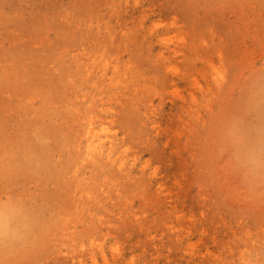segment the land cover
Returning a JSON list of instances; mask_svg holds the SVG:
<instances>
[{"label": "rangeland", "instance_id": "1", "mask_svg": "<svg viewBox=\"0 0 264 264\" xmlns=\"http://www.w3.org/2000/svg\"><path fill=\"white\" fill-rule=\"evenodd\" d=\"M0 73V264H264V0H0Z\"/></svg>", "mask_w": 264, "mask_h": 264}, {"label": "bare ground", "instance_id": "2", "mask_svg": "<svg viewBox=\"0 0 264 264\" xmlns=\"http://www.w3.org/2000/svg\"><path fill=\"white\" fill-rule=\"evenodd\" d=\"M16 58V57H15ZM1 74V73H0ZM5 74V73H4ZM0 80H1V77H0ZM2 84V83H1ZM26 84V83H25ZM25 86V85H24ZM7 91V90H6ZM3 93V92H2ZM42 98H44V97H42ZM12 99V98H11ZM9 101V100H8ZM15 103V102H14ZM52 103V102H51ZM7 104V103H6ZM264 106V105H263ZM11 110V109H10ZM24 111V110H23ZM26 112V111H25ZM36 115V114H35ZM4 119V118H3ZM59 120V119H58ZM40 127V126H39ZM264 133V132H263ZM261 137H263L264 135H260ZM260 137V138H261ZM43 138V137H42ZM43 141V140H42ZM261 141H262V139H261ZM39 143V142H38ZM21 148V147H20ZM11 149V148H10ZM36 151H37V148H32V152L30 153V154H36ZM22 152V151H21ZM19 153V152H18ZM38 153H40V152H38ZM24 154V153H23ZM26 155V154H25ZM39 155V154H38ZM38 155H36L35 157H34V155L33 156H31V160L30 161H28V164H26V165H32V164H34L35 162H37V160H34V159H37L39 156ZM108 155V154H107ZM1 156V155H0ZM20 160V159H19ZM6 161V160H5ZM25 163V162H24ZM8 164V163H7ZM15 164V163H14ZM2 167V166H1ZM19 167V166H18ZM34 167H35V165H34ZM32 168V167H31ZM39 169V168H38ZM28 172V171H27ZM5 174V173H4ZM49 175V174H48ZM4 177V176H3ZM5 178V177H4ZM4 178H2V179H4ZM1 181V180H0ZM26 206H28V205H26ZM12 209V208H11ZM5 210V209H4ZM13 210V209H12ZM11 213V212H10ZM36 213V212H35ZM14 214V213H13ZM19 214V213H18ZM43 214V213H42ZM42 214H40V215H42ZM12 217V216H11ZM45 217H47V216H45ZM15 218V217H14ZM19 218V217H18ZM37 219V218H36ZM16 220H17V218H16ZM24 220V219H23ZM35 220V219H34ZM39 221V220H38ZM9 222H10V219L9 218H6V220L4 219V228L2 229V230H0V235H2L1 233H3V231H5V227H6V225L7 224H9ZM14 222V221H13ZM18 222V221H17ZM44 222V221H43ZM31 223V222H30ZM41 223V222H40ZM28 224V223H27ZM11 226V225H10ZM13 226H14V224H13ZM38 228V227H37ZM45 228V227H44ZM43 228V229H44ZM34 229H36V228H34ZM7 230H8V227H7ZM10 230V229H9ZM8 230V231H9ZM46 230V229H45ZM16 231V230H15ZM30 231V230H29ZM43 231V230H42ZM47 232V231H46ZM10 233V232H9ZM42 233H44V232H42ZM49 233V232H48ZM15 234V233H14ZM26 234V233H25ZM30 234V233H29ZM45 234H47V233H45ZM6 235V234H5ZM10 235H11V233H10ZM17 235V234H16ZM16 235H12V237H13V242H18V238L16 237ZM19 236V235H18ZM47 237V236H46ZM8 239H10V238H8ZM31 239V238H30ZM7 241V240H6ZM32 241H33V239H32ZM43 240H41V241H39V243L40 242H42ZM10 242H12V241H10ZM21 242V241H20ZM34 242H37V241H35V239H34ZM2 243V242H1ZM38 243V242H37ZM38 243V244H39ZM97 243V242H96ZM38 244H36V246L38 245ZM29 245V244H28ZM35 246V245H34ZM39 246V245H38ZM35 247V248H39V247ZM41 246H43L42 244H41ZM29 247H30V245H29ZM45 247V246H44ZM32 248V247H31ZM41 248H43V247H41ZM33 249H34V247H33ZM46 251V250H45ZM1 253V252H0ZM16 253V252H15ZM21 253V252H20ZM40 253V252H39ZM42 253H43V251H42ZM33 254V253H32ZM36 254V253H35ZM1 255V254H0ZM102 256H103V258H104V260H105V262L106 263H108L107 262V259H106V255L104 254V252L102 251ZM26 257V256H25ZM95 257H96V255L95 254H93L92 255V257H90V258H92V260L91 261H93V262H95L96 260H95ZM12 258V257H11ZM27 258V257H26ZM42 258V257H41ZM71 260V259H70ZM73 260V259H72ZM8 261H9V259H8ZM57 261V260H56ZM59 261V260H58ZM58 261H57V263H58ZM80 261V260H79ZM9 262H12V261H9ZM25 262H27L28 263V261H25ZM26 263V264H27ZM56 263V262H55ZM62 263V262H61ZM67 263V262H66ZM79 263V262H78ZM84 263V262H83ZM82 262L80 263V264H83ZM8 264H10V263H8ZM24 264V263H23ZM31 264V263H30ZM41 264V263H40ZM46 264V263H45ZM54 264V263H53ZM71 264V263H70Z\"/></svg>", "mask_w": 264, "mask_h": 264}, {"label": "clouds", "instance_id": "3", "mask_svg": "<svg viewBox=\"0 0 264 264\" xmlns=\"http://www.w3.org/2000/svg\"><path fill=\"white\" fill-rule=\"evenodd\" d=\"M4 228V213L0 211V230Z\"/></svg>", "mask_w": 264, "mask_h": 264}]
</instances>
